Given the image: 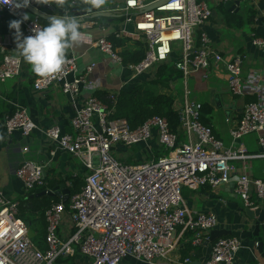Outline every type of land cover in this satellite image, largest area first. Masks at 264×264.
Wrapping results in <instances>:
<instances>
[{"label": "built area", "instance_id": "2783aa9c", "mask_svg": "<svg viewBox=\"0 0 264 264\" xmlns=\"http://www.w3.org/2000/svg\"><path fill=\"white\" fill-rule=\"evenodd\" d=\"M38 1L31 0L30 5ZM107 1L114 7L111 12L118 13L122 20L116 36L143 43L144 58L138 64L124 63L105 37L90 40V47L107 55L131 80L161 64L175 65L184 89L183 103L177 106L174 102L179 117L177 131L171 132L168 121L158 116L133 129L125 120L110 119L111 110L94 95L84 98L79 105L82 87L89 84L88 76L95 66H87L85 73L80 74L73 56L67 57L63 72L55 78L34 77L33 92H59L73 104L70 132L53 124L44 135L47 144L55 149L50 152L51 157L57 151L80 162L83 185L69 195L67 203L60 199L45 212V252L28 237L25 222L19 218L18 202L9 199L0 186V260L6 264H55L59 258H74L79 263V257L86 264H125L128 259L157 264L178 249L184 233L195 232L192 242L197 246L205 241L201 233L219 230L214 214H196L188 208L184 190L195 193L208 188L222 195L223 187L228 186L243 209H264V181L253 178L246 165L249 160L264 158V154L248 155L242 144L226 148L212 128L201 122L202 104L189 100L191 75L199 74L206 81L216 66L224 67L233 96L246 93L241 61H227L212 49L203 30L212 16L210 0ZM151 6L156 7L145 12ZM262 9L264 12V0ZM4 12L15 20L26 14L24 8L0 0V13ZM93 15L87 10L83 14L88 19ZM39 27L44 26L37 21L23 22L21 39L33 35ZM252 44L264 51V38L253 37ZM15 50L16 40L0 39V84L22 73L23 61ZM115 95L110 97L114 99ZM0 124L7 135L19 132L24 139L36 129L24 109H17ZM252 135L264 147V105L259 102L248 103L239 122L230 130L233 143ZM152 140L168 154L154 161L148 159L150 153L143 152L145 161L136 165L122 163L115 156L121 153V147L132 149ZM28 153L24 147L22 155ZM238 162H242L241 168L236 166ZM49 165L22 160L14 173L22 197L35 189L52 191L47 175ZM68 188L71 185L65 189ZM241 249L242 240L237 237L217 239L200 264H236Z\"/></svg>", "mask_w": 264, "mask_h": 264}, {"label": "crops", "instance_id": "0c3cea01", "mask_svg": "<svg viewBox=\"0 0 264 264\" xmlns=\"http://www.w3.org/2000/svg\"><path fill=\"white\" fill-rule=\"evenodd\" d=\"M225 1L210 0L208 7L212 16L203 30L209 38L212 49L221 53L227 61L237 58L241 61L242 80L246 93L242 97L233 96L228 86V77L224 67L216 66L206 81L201 80L199 74L191 75L188 80L189 100L206 105L210 109L207 115L208 123L214 136L226 148L233 149L242 144L246 149V154L263 155L264 147L259 145L256 135L235 143L230 136V130L239 122L248 103L259 102L264 105V51L252 44L253 37L264 38L263 0H240L239 5L233 6V8L230 6L225 8ZM39 2L41 5L50 4L53 7V1L40 0ZM68 2H70L69 5L75 7L71 15L80 21L84 36L76 47L68 51L67 57L73 56L77 59L80 74L85 73L87 66H95L88 76L89 84L82 87L81 97L77 102L79 105L84 98L96 93L111 95L118 94L120 91L129 92L141 82L153 78L155 70L138 79L131 80L129 74H126L107 55L90 47V40L100 37H105L108 40L111 35H117L121 29L122 20L116 17H120V15L109 11L113 7L109 1H107L109 6H104L108 11L107 17H95L94 14L89 19L83 16L87 10L84 0H68ZM58 10L54 8V14L62 15ZM2 14L0 13V39L15 41L12 29L4 34L1 33ZM117 38L130 40L129 45L139 42L122 35ZM118 52L120 51L118 50ZM34 77L36 76L31 72L30 67L23 62L20 76L0 84V122L12 116L17 109H24L36 127L31 136L24 139L19 132L7 135L4 127L0 124V186L9 199L13 195L22 197L23 192L14 173L24 159L40 164L49 162V169H47L49 179L55 177L64 180L65 188L71 185L73 190L72 181H79L83 185L84 170L80 162L57 151L51 157L50 152H54L55 149L47 144L44 135V132L53 124H57L64 132H70L69 120L74 114L73 104L68 97L59 92L49 91L43 94L33 92L32 80ZM161 92L171 96L177 106L184 101V89L180 79L174 80L170 89L161 90ZM24 147L29 150L25 156L22 155ZM159 147L156 140H152L148 145L136 147L140 155L135 156L132 161L135 163L144 162L146 155L143 156V152L150 153L149 157H151L152 151ZM246 165L249 168L248 173L253 178L264 181V158L249 160ZM236 166L241 168L242 162L236 163ZM230 190L231 187H223L222 195H216L208 188L200 189L195 193L188 192L191 194L187 197V206L196 214H214L219 222V230L243 233L253 231L256 220L249 219L243 211H239V209L244 210L242 204ZM233 206H237L238 209ZM246 224H249V227ZM203 234L206 237L203 238ZM200 235L203 240L208 239L207 233ZM260 237L264 239V224L260 228ZM182 239L183 236L178 249L167 258L158 261L157 264H196L209 254L210 245L206 254L203 253L205 241L197 246L191 242L193 250L183 257L182 253L185 250L186 242ZM86 263L82 257H79V263L76 264ZM125 264L146 263L128 259ZM236 264H264L257 254L256 245L252 240L242 241V249L236 256Z\"/></svg>", "mask_w": 264, "mask_h": 264}, {"label": "trees", "instance_id": "16d2710c", "mask_svg": "<svg viewBox=\"0 0 264 264\" xmlns=\"http://www.w3.org/2000/svg\"><path fill=\"white\" fill-rule=\"evenodd\" d=\"M69 4L70 2H67L64 8L60 10L64 11V13L68 12V14L71 15L75 7ZM52 5L55 10H58V8L55 7V0H53ZM13 20L15 19L12 15L5 12L2 14L3 23L1 33L4 34L10 30L9 23ZM108 40L115 50L118 49L120 51L119 54L124 63L138 64L143 60L145 54L143 43L133 42L129 45L130 40L119 39L115 34L111 35ZM180 77L181 73L176 69L175 65L172 63H164L155 68V73L151 80L141 82V84L136 85L129 92L120 91L115 95L114 99L106 93H96L94 96L109 107L111 110L110 119L125 120L131 128L135 129L148 119L158 116L165 118L169 123L171 132L175 133L179 125V117L174 111V99L171 96L163 94L161 90L170 89L172 82L176 79H180ZM209 112L210 109L206 105H202L200 120L205 126L211 127L207 120ZM179 138L183 140L181 136ZM167 154L168 151L164 147H159L152 151L151 157H148V159L157 161ZM127 164L136 165L138 163L131 161V163ZM64 183V180L54 177L50 179V188L54 189ZM81 185L79 181H72L74 192L79 191ZM68 190L70 194H72L73 190L71 188H68ZM42 191L44 190L35 189L33 192L18 200V213L20 219L30 224V229L34 234V239H32L33 244L40 251L45 252L47 250L45 243L47 225L44 215L51 205L60 202V198L48 196L37 197ZM195 235V232L184 233L182 241L186 242V245L182 253L183 257H186L187 253L193 250L191 242ZM204 237H206L205 234H203V238ZM197 252H199V249H197ZM76 263L77 261L74 258H59L55 264Z\"/></svg>", "mask_w": 264, "mask_h": 264}, {"label": "clouds", "instance_id": "9594fccd", "mask_svg": "<svg viewBox=\"0 0 264 264\" xmlns=\"http://www.w3.org/2000/svg\"><path fill=\"white\" fill-rule=\"evenodd\" d=\"M68 0H55V7L63 9ZM5 3L16 8H26L31 0H5ZM88 12L102 10L107 0H84ZM29 17L25 14L19 20L9 23V28L15 30L16 52L18 57L30 67L31 72L42 79H53L62 73L67 63V53L82 40L80 21L74 16L64 13L48 18L45 27L34 29V34L22 37L21 24ZM0 264L6 261L0 260Z\"/></svg>", "mask_w": 264, "mask_h": 264}, {"label": "water", "instance_id": "95a60500", "mask_svg": "<svg viewBox=\"0 0 264 264\" xmlns=\"http://www.w3.org/2000/svg\"><path fill=\"white\" fill-rule=\"evenodd\" d=\"M19 1V0H18ZM49 1V0H45ZM240 0H226L225 1V8L230 6L233 8V6H238ZM156 6H151L148 9L145 10V12H149L155 9ZM114 7L110 8L109 11H112ZM26 10V15L29 17V21H37L38 24L42 26H47L48 24V18L53 16L54 8L50 5H41L39 2L34 3L32 5H28V7L24 8ZM59 13L64 14V11L58 10ZM107 9L103 8L102 10H96L94 11L95 17H107ZM119 18V16H116ZM70 195V192L68 189H65V184L60 185L59 187H55L52 189V191H42L37 195V197L40 196H48V197H58L61 199L62 203H67L68 197ZM235 209H238L237 206H233ZM240 212H244V214L251 220L255 219V227L254 230L248 233L243 232H232L228 230H215L208 232V239L204 242V255L206 254V250L209 245H211L214 241L217 239L223 238V237H237L242 241L245 240H252L256 245V251L259 257L264 261V239L260 237V228L264 224V210H256V211H250L248 209H239ZM27 231H28V237L32 240L34 239V234L30 229V224L25 223ZM202 261L196 263L200 264Z\"/></svg>", "mask_w": 264, "mask_h": 264}, {"label": "rangeland", "instance_id": "374dc122", "mask_svg": "<svg viewBox=\"0 0 264 264\" xmlns=\"http://www.w3.org/2000/svg\"><path fill=\"white\" fill-rule=\"evenodd\" d=\"M107 3L105 5L109 6L108 5L109 3L108 4ZM177 56H179V54H177ZM119 152H121V153H117L115 156L122 163H131V161L133 159H135V156L140 155L139 152H138V149L136 147H133L132 149H127V150H126V148L121 147V148H119ZM188 192H190V191H188V190H184L183 191V198L185 200H187V201H188L187 197L191 194V193H188ZM74 193H76V191L74 192V190H73L72 194H74ZM21 198H23V197H20V196H17V195H13L11 199H15V201L18 202V200H20Z\"/></svg>", "mask_w": 264, "mask_h": 264}]
</instances>
